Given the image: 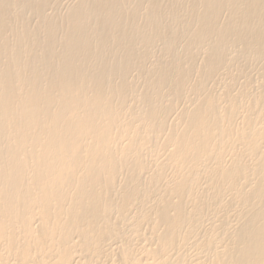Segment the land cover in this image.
<instances>
[{
	"label": "bare ground",
	"instance_id": "1",
	"mask_svg": "<svg viewBox=\"0 0 264 264\" xmlns=\"http://www.w3.org/2000/svg\"><path fill=\"white\" fill-rule=\"evenodd\" d=\"M52 1L0 0V264H264V0Z\"/></svg>",
	"mask_w": 264,
	"mask_h": 264
},
{
	"label": "rangeland",
	"instance_id": "2",
	"mask_svg": "<svg viewBox=\"0 0 264 264\" xmlns=\"http://www.w3.org/2000/svg\"><path fill=\"white\" fill-rule=\"evenodd\" d=\"M55 1H59L60 2V4L59 5H55ZM79 0H54V1H52L51 2V4H50V6H48L47 7V9H48V13H51L52 15H54V13H53V11H54V9L62 16V15H64L65 13H66V11L73 5V4H76L77 2H78ZM31 26H35V24H36V21L34 20V21H32L31 23ZM261 68L262 67H260V66H255L254 65V67H252L251 69H250V76H249V78L251 77V79H253V80H255L254 82L256 83L257 82V79L259 80L260 78H262V77H264V76H262V71L263 70H261ZM263 73H264V71H263ZM137 74H134L133 76H132V78L133 79H137V77H135ZM262 76V77H261ZM220 85H216V86H214V90L216 91V93L217 94H220L223 90H222V86H225L226 84H227V75H222V76H220ZM241 79V78H240ZM239 79V82H238V84H237V86H236V88L234 89V92H232L233 94H236L237 92H238V89L242 86V84H243V82H245V79L244 78H242L241 80ZM253 80H251V81H253ZM226 81V82H225ZM223 84V85H222ZM257 86V87H256ZM254 87V88H253ZM252 89V90H251ZM258 89V90H257ZM250 90L252 91V93L251 94H256V93H258L260 90H261V88L259 87V85H258V83H256V84H254L251 88H250ZM253 90L256 92H253ZM181 104V105H180ZM183 103H179V106H178V111H177V113L180 111V110H183V109H185V107L186 106H184L185 104H183ZM187 105V107H189V104H186ZM191 106V105H190ZM184 107V108H183ZM186 107V108H187ZM181 108V109H180ZM183 108V109H182ZM244 113V112H243ZM243 113H242V116H243ZM176 115L177 114H173L172 116H171V118H169L168 120L170 121V122H168L169 124H168V126L169 125H172L173 123H174V121H175V118H174V116L176 117ZM242 116H240L239 117V120H241L240 122L238 121V120H236L238 123L237 124H239V125H241V122H242ZM172 120H174V121H172ZM236 124V125H237ZM159 143H161V141L159 142ZM160 148V147H159ZM160 151H162V149H160ZM164 152V151H163ZM162 153V152H161ZM160 153V158L163 160L165 157L163 156V154L164 153H162L161 154ZM230 155H231V153H229ZM227 155L226 156V161L224 162V164L226 165H229V160H231L228 156H230V155ZM227 157H228V159H227ZM232 158V157H231ZM228 160V161H227ZM122 180V179H121ZM123 181V180H122ZM212 218V217H211ZM208 222V221H207ZM207 222H205V223H207ZM210 223H208V224H206V225H208V226H210L209 225ZM36 226V225H35ZM208 226L206 227L205 226V224H204V227H206V228H208Z\"/></svg>",
	"mask_w": 264,
	"mask_h": 264
}]
</instances>
